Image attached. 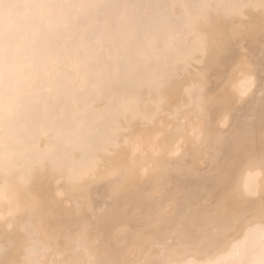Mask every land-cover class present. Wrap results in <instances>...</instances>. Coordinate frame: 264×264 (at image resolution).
<instances>
[{"label": "bare ground", "instance_id": "1", "mask_svg": "<svg viewBox=\"0 0 264 264\" xmlns=\"http://www.w3.org/2000/svg\"><path fill=\"white\" fill-rule=\"evenodd\" d=\"M0 264H264V0H0Z\"/></svg>", "mask_w": 264, "mask_h": 264}]
</instances>
